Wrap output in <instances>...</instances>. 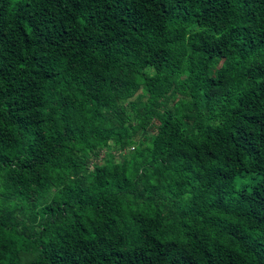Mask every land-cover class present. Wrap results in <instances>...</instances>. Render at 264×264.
<instances>
[{
	"label": "trees",
	"instance_id": "obj_1",
	"mask_svg": "<svg viewBox=\"0 0 264 264\" xmlns=\"http://www.w3.org/2000/svg\"><path fill=\"white\" fill-rule=\"evenodd\" d=\"M0 264H264V0H0Z\"/></svg>",
	"mask_w": 264,
	"mask_h": 264
},
{
	"label": "rangeland",
	"instance_id": "obj_2",
	"mask_svg": "<svg viewBox=\"0 0 264 264\" xmlns=\"http://www.w3.org/2000/svg\"><path fill=\"white\" fill-rule=\"evenodd\" d=\"M251 180L249 178H245L243 180H236L235 181V187L236 188H240V186L242 185H248V182H250ZM251 183V182H250Z\"/></svg>",
	"mask_w": 264,
	"mask_h": 264
}]
</instances>
